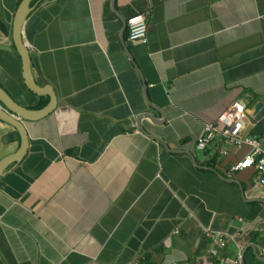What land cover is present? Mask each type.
Segmentation results:
<instances>
[{"label": "crops", "instance_id": "crops-1", "mask_svg": "<svg viewBox=\"0 0 264 264\" xmlns=\"http://www.w3.org/2000/svg\"><path fill=\"white\" fill-rule=\"evenodd\" d=\"M18 2L0 0V83L27 107ZM136 13L144 41L126 39ZM21 36L56 104L22 121L26 151L0 174V264H264V186L226 174L248 147L195 148L241 101L264 149V0H30ZM18 145L0 120V159Z\"/></svg>", "mask_w": 264, "mask_h": 264}, {"label": "built area", "instance_id": "built-area-1", "mask_svg": "<svg viewBox=\"0 0 264 264\" xmlns=\"http://www.w3.org/2000/svg\"><path fill=\"white\" fill-rule=\"evenodd\" d=\"M126 39L129 41L145 40L146 18L143 13H136L125 20ZM245 110L241 101H233L216 117L217 126L214 123H204L202 133L195 140V148L204 149L210 142L222 139L228 145L235 147L246 146L248 151L243 157L227 167L226 174L252 168L253 182L259 187L264 186V149L260 146L254 135L244 132ZM222 151V150H221ZM223 152V151H222ZM204 235L218 246L224 244L226 233L222 231L203 229ZM264 252V249L261 250ZM240 261V252L232 259H223L222 264H231ZM126 264H138V259H131Z\"/></svg>", "mask_w": 264, "mask_h": 264}, {"label": "water", "instance_id": "water-1", "mask_svg": "<svg viewBox=\"0 0 264 264\" xmlns=\"http://www.w3.org/2000/svg\"><path fill=\"white\" fill-rule=\"evenodd\" d=\"M29 2L30 0H19L12 16L10 38L15 52L19 56L21 78L24 86L36 95H47L48 100L38 109H28L14 101L10 95L0 87V120L14 127L19 135V145L16 151L0 159V174L8 163L18 161L26 151L27 138L23 129L22 121L41 118L48 114L56 104L55 96L51 87L40 86L34 81L31 73L27 47L22 41L21 29L29 11ZM8 137L10 138V135Z\"/></svg>", "mask_w": 264, "mask_h": 264}, {"label": "trees", "instance_id": "trees-1", "mask_svg": "<svg viewBox=\"0 0 264 264\" xmlns=\"http://www.w3.org/2000/svg\"><path fill=\"white\" fill-rule=\"evenodd\" d=\"M0 29L5 30L4 29V25H3V23L1 21H0ZM12 48H13V51H14L15 56L19 60V56L15 52L13 46H12ZM22 85L24 86V84H22ZM0 87H2L7 92V90L4 88V86L1 83H0ZM24 88L31 95V97H32L31 99L35 101L34 104H32L30 106H27L26 108H28V109H37V108L42 107L47 102V100H48L47 96H45V95H35L31 91H29L25 86H24Z\"/></svg>", "mask_w": 264, "mask_h": 264}]
</instances>
